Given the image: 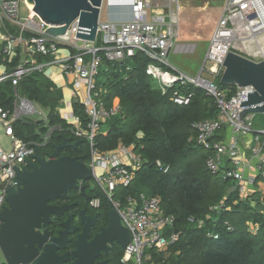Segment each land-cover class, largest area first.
I'll list each match as a JSON object with an SVG mask.
<instances>
[{
	"label": "built area",
	"instance_id": "built-area-1",
	"mask_svg": "<svg viewBox=\"0 0 264 264\" xmlns=\"http://www.w3.org/2000/svg\"><path fill=\"white\" fill-rule=\"evenodd\" d=\"M115 1L103 0L94 42L76 38L77 21L68 27L64 35L57 37L72 45L69 46L71 51L63 56L57 43L39 36H25L24 28L41 35L49 28L29 8L26 0H0V15L21 27L16 34H0V84L9 82L13 93L11 108H0L2 132L11 141L10 151L0 146V213L6 204L8 190L15 187L17 173L35 162L36 151L47 143L56 130L48 126L47 110L28 100L19 85L25 77L37 72L43 73L54 83L55 72L50 70L57 67L58 75L72 78L71 100L62 105L60 116L71 125L70 132L76 138L88 141L90 161L86 166L93 172L95 188L117 212L122 226L130 234L121 263L146 264L149 260L146 255L148 250L162 251L176 242L175 218L162 213L158 197L139 194L135 198H127L125 203L114 198L120 187H127L131 183L133 171L141 165V159L132 148L124 145H119L110 155L99 153L94 148V139L102 124L121 110L117 99L110 107L101 99L95 79L103 61L126 63L141 52L151 60L146 74L158 82L162 94L179 84L201 89L211 98L217 116L213 120L191 125L197 134L195 141L209 154L204 161L206 170L223 180H230L231 191L244 199L247 186L254 183L255 176H259L264 183V130L254 131L252 114L239 119V113L243 111L239 106L240 101L247 100L246 94L253 92L252 87H234V90L224 91L216 85V80L223 74V60L228 52H235L255 62L264 60V0L224 1L202 66L196 75L186 74L169 62V54L175 48L179 35V0H164L162 11L158 9L154 13H149L152 0H130V4H121V8L113 9ZM21 5L28 9L25 18H20ZM104 8L105 20L101 18ZM124 8L129 9L128 19L124 17ZM39 56L45 60L38 61ZM193 96V91H175L171 101L177 106H188ZM73 102L83 107L88 119L85 126L73 113ZM24 120L28 122L26 124L34 126L41 142H25L15 134L14 125ZM225 127L229 130L227 142L216 141L215 136ZM42 128L46 129L43 134L40 133ZM249 134H253L255 144L248 147L250 157L243 159L237 144L240 136ZM225 155L230 160V168L223 166ZM91 204L98 207L99 200H92ZM190 222L194 223L193 220ZM1 223L0 220V226ZM227 228L230 229L228 225ZM250 228L254 229L252 226Z\"/></svg>",
	"mask_w": 264,
	"mask_h": 264
},
{
	"label": "trees",
	"instance_id": "trees-1",
	"mask_svg": "<svg viewBox=\"0 0 264 264\" xmlns=\"http://www.w3.org/2000/svg\"><path fill=\"white\" fill-rule=\"evenodd\" d=\"M123 1L116 0L112 8H121ZM37 59L45 60L42 56ZM150 62L141 52L126 63L103 61L97 76L103 78L97 83L101 99L107 107L117 99L121 110L102 124L94 139V148L99 153L110 155L119 145H124L141 159L131 183L116 191V200L125 203L127 198L139 194L158 197L162 213L175 218L176 242L162 251L148 250L146 264H264V198L253 195L241 199L237 192L231 191L230 180L210 174L204 165L209 154L195 141L197 134L191 125L216 118L213 100L201 89L179 84L162 94L158 82L146 74ZM19 88L28 100L47 110L48 126L56 128L47 143L39 148V155L48 158L55 146L69 139L71 145L77 141L79 145L69 146L59 155L88 164V141L76 138L70 132L71 125L60 116L61 89L38 72L25 77ZM228 89L234 90V87ZM175 91H193L190 104H173L171 96ZM12 94L9 82L0 84V108H11ZM72 109L85 126L88 119L83 107L73 102ZM14 131L25 142H41L30 124L18 122ZM45 131L42 128L40 133ZM84 185L91 200H99L98 219L106 223L109 202L97 189L90 190ZM71 194L74 196L76 192L72 190ZM122 257L123 251L118 247L109 264H122Z\"/></svg>",
	"mask_w": 264,
	"mask_h": 264
},
{
	"label": "water",
	"instance_id": "water-1",
	"mask_svg": "<svg viewBox=\"0 0 264 264\" xmlns=\"http://www.w3.org/2000/svg\"><path fill=\"white\" fill-rule=\"evenodd\" d=\"M103 0H26L33 6V11L49 28L43 35L24 28L25 32L39 36L48 42L57 43L61 47L72 46L57 39L65 34L68 27L78 22L76 38L94 42L100 8ZM18 28L20 25L16 24ZM224 71L219 85L225 87H252L253 92L247 93V100L240 101L243 111L239 119L248 114H264V60L255 62L235 52H228L223 60ZM22 123H28L22 121ZM64 139L55 146L53 153L42 158L36 151L34 160L17 173L15 187L8 190L7 206L0 213V253L5 264H63L72 256L71 264H93L100 251L107 250V244L120 246L124 251L130 241V234L121 224L117 212L109 208L107 211V228L88 241L89 231L76 237L75 249L59 256V247L67 248L68 236L75 230L68 228L70 217L63 223L59 237L50 238L46 230L39 234L36 230L51 223V216H59L70 207L49 205L57 199H66L70 190L79 189L82 182L93 177L91 169L76 158L60 156V151L69 146L79 145ZM83 191L84 188H81ZM40 236V237H39ZM37 237L40 239L37 241Z\"/></svg>",
	"mask_w": 264,
	"mask_h": 264
},
{
	"label": "rangeland",
	"instance_id": "rangeland-1",
	"mask_svg": "<svg viewBox=\"0 0 264 264\" xmlns=\"http://www.w3.org/2000/svg\"><path fill=\"white\" fill-rule=\"evenodd\" d=\"M224 1L225 0H179V35L176 42V45L179 47L177 49L179 50L180 46L183 44H188L193 46L195 53L191 55H182L178 53L174 54L171 51V53L169 54L170 63H172L174 66H180L187 72H191V75H196L199 72L211 34L220 17ZM163 4H165L164 0H152V10L150 9L149 13H151V11H153V13L158 12V9L162 11L161 9L164 8L162 6ZM21 13V16L23 17L24 14L22 10ZM101 18L103 20L106 19L105 8L102 11ZM101 69L102 67L100 68V71ZM95 80L97 84L99 81H102L103 78L96 77ZM219 82L220 78L216 80V85H218V87L221 86L219 85ZM228 88L229 87L223 90L228 91ZM253 118V127L260 128L263 126L264 114H255L253 115ZM0 146L5 151H10L11 149V141L4 136L1 126ZM90 183L93 189H96L95 183L92 179L90 180ZM0 260L2 261V264H5L1 253Z\"/></svg>",
	"mask_w": 264,
	"mask_h": 264
},
{
	"label": "flooded vegetation",
	"instance_id": "flooded-vegetation-1",
	"mask_svg": "<svg viewBox=\"0 0 264 264\" xmlns=\"http://www.w3.org/2000/svg\"><path fill=\"white\" fill-rule=\"evenodd\" d=\"M33 163H36V161ZM84 183L89 186L90 190L93 189L90 181L82 182L79 189L74 190L76 192L74 196L72 194L71 196L69 195V192L72 191L70 190L67 193L66 199H57L53 202H50L49 205L51 206H69L70 208L59 216L52 215L50 224H48L46 227L41 226L40 229L36 230V232H39V234H43L47 230L51 234L50 238H57L59 237V233L64 228L62 224L65 223L70 217L68 228L75 230V232L74 234L68 236V239L70 241L67 248H63L62 246L59 247V249L57 250L59 256H62L67 252H72L75 249L76 237L83 232L84 228H87L89 231L88 241L92 240L96 234L101 233L102 229L107 228V221L106 223H102V221L98 219L97 208H99L100 206L95 207L91 204L92 200L88 192L85 191ZM81 188H84V190L82 191ZM6 206L7 203L3 206V210ZM39 237L36 238L37 241L40 239ZM118 247L120 246L117 244H107V250H101L99 257L95 259L93 264H109V258L115 256ZM73 261L74 259L71 255H69V259L63 264H71Z\"/></svg>",
	"mask_w": 264,
	"mask_h": 264
},
{
	"label": "crops",
	"instance_id": "crops-1",
	"mask_svg": "<svg viewBox=\"0 0 264 264\" xmlns=\"http://www.w3.org/2000/svg\"><path fill=\"white\" fill-rule=\"evenodd\" d=\"M123 4H130V0H124ZM21 10L23 11L24 16H21ZM129 9L128 8H124L123 14L125 19L129 18ZM28 14V9L26 6L21 5L20 7V18H25ZM19 28L16 26V24L8 21L7 19H5L3 16L0 15V34H16L18 33ZM25 36H31V33L28 32H24ZM179 46L176 45V48H174L172 50V52L174 54L178 53V54H182V55H191L195 53V50L193 48V46L188 45V44H183L180 46L179 50L177 49ZM61 51V55H66L67 53H69V51H71V48L69 47H61L60 48ZM205 55V54H204ZM204 59V58H203ZM171 65L173 67H175L176 69L191 75V72H187L186 70H184L183 68H181L180 66H174L172 63ZM51 72H55V76H54V84L57 88H60L61 91L63 92V99H62V103H61V107L63 104L69 102L71 100V81L72 78L71 77H66L63 75H58V68L54 67L50 70ZM217 116V114H216ZM215 119V118H214ZM209 120H213V119H209ZM253 126H254V118H253ZM254 131H260V130H264V123L263 126L260 128H256L253 127ZM3 133V132H2ZM228 134H229V130L225 127L222 132H220L219 134H217L215 136V140L216 141H220V142H227L228 140ZM254 134V133H253ZM253 134H249L247 136L242 135L239 138L237 147L239 152L242 153L243 155V159L246 158L248 159L250 157L249 154V146H254L255 142L253 140ZM223 166L224 168H230L231 164H230V160L227 157V155L224 156L223 158ZM256 173V172H255ZM246 176H248V173H246ZM253 195L258 196L259 198H264V183L262 182V180L260 179L259 176H255L254 177V183L252 184H248L247 186V193L245 194V198L244 200H246L248 197H251Z\"/></svg>",
	"mask_w": 264,
	"mask_h": 264
},
{
	"label": "bare ground",
	"instance_id": "bare-ground-1",
	"mask_svg": "<svg viewBox=\"0 0 264 264\" xmlns=\"http://www.w3.org/2000/svg\"><path fill=\"white\" fill-rule=\"evenodd\" d=\"M28 6H29L30 9H33V6H31V5H29V4H28Z\"/></svg>",
	"mask_w": 264,
	"mask_h": 264
}]
</instances>
